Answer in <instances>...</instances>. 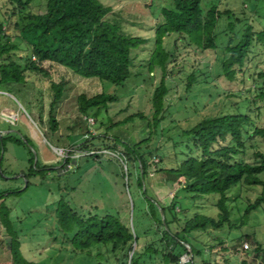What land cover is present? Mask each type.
<instances>
[{
	"label": "rangeland",
	"instance_id": "374dc122",
	"mask_svg": "<svg viewBox=\"0 0 264 264\" xmlns=\"http://www.w3.org/2000/svg\"><path fill=\"white\" fill-rule=\"evenodd\" d=\"M201 1L204 12L217 7L222 12L233 10L235 16L230 19L223 15L219 21L214 49L202 51L178 40L175 58L168 64L171 72L166 77V84L170 92L157 127L153 125L152 97L162 72L157 69L149 73L147 62L155 48L156 24L164 19L163 8L173 7V0L104 1L111 7L106 17L108 21L119 25L127 35L147 40L134 50L132 76L124 89L119 90L97 78H84L65 66L46 61L42 64L44 72L26 71L25 83H10L0 90V131L4 132L2 138H5V142L0 139V192L6 196L0 204L4 201L11 208V216L17 222L18 239L28 259L44 260L46 264H117L114 254L106 248H94L90 253L73 251L48 237L55 226L51 208L61 198L69 201L80 214L118 216L136 231L143 247L151 241L159 245L160 238L149 230L153 226L149 199L154 198L159 204L168 206L175 195L180 218L195 212L217 217L211 200L205 198L201 204L199 195L194 197L191 192L179 191L178 185L167 187L160 180L161 173L144 177L141 172L139 175L136 167L126 163L116 149L99 150L102 157L97 159L93 156L95 150L79 147L86 140L98 146L105 136L132 145L150 138L145 147L153 150V161L162 170L179 165L185 158L183 152L190 153L187 146L192 144L183 132L206 117L251 109L253 124L264 125V100L258 98L257 87L252 85L250 88L254 79L264 87L263 80L258 78L259 72L264 73V44L256 42L245 65V74L238 73L234 81H229L222 69L223 61L229 56L225 47L234 37L228 29L229 23L235 22L236 18L240 20L235 29L239 34L247 25H251L256 33L260 32L264 27V0ZM4 2L0 0V6ZM42 7L35 4L34 11H42ZM178 37L173 34L165 39L168 51L174 52ZM192 74L196 81L187 90ZM53 83L63 84L62 96L55 104ZM103 92L120 96L118 102L110 106L108 114L103 111L95 118L80 112L81 95L91 98ZM254 99L255 103L252 102ZM249 100L252 103H248ZM135 113L142 116L117 124ZM51 117L57 121L56 128H53ZM149 122L152 123L150 126ZM112 123H116L115 126L112 127ZM250 128L248 125L245 130L246 153L239 157L251 163L255 162V152L264 153V141L249 139ZM151 129L154 132L150 134ZM35 159L46 170L27 178L31 165H36ZM142 191L147 192L146 196ZM261 192L262 186L245 184L229 191L231 219L239 228L234 230L226 224L221 230L209 228L192 233L194 245L204 250L205 264H264V253L256 255L257 244L253 237L255 233L264 247V203L243 223L248 206L256 202ZM5 234L0 222V264H14ZM219 238L226 240L230 255L217 256L220 247L216 241ZM99 252L102 258L98 257ZM189 254L190 249L182 255V263L190 260L186 256ZM141 264L163 263L160 256L151 259L145 255Z\"/></svg>",
	"mask_w": 264,
	"mask_h": 264
},
{
	"label": "trees",
	"instance_id": "16d2710c",
	"mask_svg": "<svg viewBox=\"0 0 264 264\" xmlns=\"http://www.w3.org/2000/svg\"><path fill=\"white\" fill-rule=\"evenodd\" d=\"M4 1L0 6V90L10 83H25L26 71L44 72L42 64L46 61L65 66L84 78H97L119 90L125 88L132 76L134 50L147 40L127 35L119 25L108 21L106 17L111 12V7L105 4L106 0ZM201 3V0H173V7L163 8L164 19L156 24L155 48L147 62L149 73H154L157 69L162 72L161 81L152 97L155 127L159 125V117L165 110V98L170 92L166 77L171 72L168 70V64L175 58L178 40L181 39L186 46H193L202 51L214 49L219 21L223 15L230 19L235 16L233 10L222 12L217 7L204 12ZM35 4L43 6V10L35 12ZM238 21L240 20L236 18L235 22L228 25L234 37L225 47L229 56L222 63L224 76L229 81H234L238 73L245 74V65L256 42L264 44V27L256 33L251 25H247L239 34L235 31ZM173 34L179 37L174 43V52H170L165 47V39ZM258 78L264 83V73L259 72ZM195 81L194 75H190L187 90L192 88ZM257 81L254 79L250 88L252 85L257 87L258 98L264 100V87ZM52 87L55 90V104L62 96L63 84L53 83ZM119 99L117 93L103 92L91 98L81 95L79 110L82 114H92L98 118L103 111L108 114L110 106L116 104ZM252 102L255 103V99ZM138 116L142 115L131 114L117 124L130 122ZM253 122L251 109L249 112L204 118L183 132L192 144L187 146L190 153L183 152L185 158L179 165L174 164L171 168L162 170H159L157 163L153 161V150L145 147L150 138L133 145L108 136H105V140L98 146L89 140L80 143L79 147L83 150H95L93 156L97 159L102 157L99 150L116 149L123 155L126 163H132L136 167L138 174L142 172L144 177L153 173L163 174L160 180L167 187L178 185L179 191L191 192L194 197L199 195L201 204L205 198L211 200L218 215L214 217L195 212L191 216L180 218L177 196L173 195L168 206L159 204L154 198L149 199V215L153 221L149 230L155 235H160V238L159 245L151 241L143 247L139 244L136 231L118 216L80 214L72 208L69 201L61 198L51 208L55 226L48 233V237L71 247L73 251L90 253L94 248H106L114 254L117 264H141L145 255L151 259L160 256L163 264H205L204 250L194 245L191 235L195 231H207L209 228L221 230L226 224L234 230L239 228L231 219L228 207L229 191L243 184L262 186L261 196L254 204L248 206L243 223L264 203V153L255 152V162L251 163L239 157L247 150L245 130L248 125H251L249 139L261 138L264 141V125ZM51 123L53 128H56L55 117H51ZM115 124L112 123V127ZM151 124L149 122V126ZM153 132L151 129L150 134ZM1 140L5 142V138ZM237 157L239 159H236ZM174 158H177L176 150ZM40 168L39 163L31 165L26 177L46 170ZM29 185L28 182L27 187ZM140 187H143L142 182ZM142 192L146 196L147 192ZM15 193L18 192L12 194ZM5 197L0 192V200ZM160 210L163 211L165 220ZM0 222L5 228L14 264H46L44 260L28 259L24 255L22 243L18 239L17 222L11 216V208L4 201L0 204ZM245 237L250 239L249 235ZM253 237L257 244L256 255L259 252L264 253L263 244L257 240L255 233ZM135 242L137 248L134 249ZM216 243L220 247L217 256L230 255L231 249L227 248L228 244L224 238H219ZM213 246L215 245H211ZM189 249L193 258L182 263L181 257ZM100 252L98 257L102 258Z\"/></svg>",
	"mask_w": 264,
	"mask_h": 264
},
{
	"label": "water",
	"instance_id": "95a60500",
	"mask_svg": "<svg viewBox=\"0 0 264 264\" xmlns=\"http://www.w3.org/2000/svg\"><path fill=\"white\" fill-rule=\"evenodd\" d=\"M3 134H4V132H1L0 131V139H2V137H3ZM1 160H2V155H1V157H0V162H1ZM37 163V159H35V164ZM0 171H1V166H0ZM161 211V213H162V216H163V220H165V217H164V215H163V211L162 210H160ZM133 229V228H132ZM133 231H134V229H133ZM137 246V243L135 242L134 243V249H135V247ZM188 246V245H187ZM189 247V246H188ZM132 254H133V252L131 253V257H132ZM187 257H189L190 258V260L193 258V254H192V251H191V249H190V254L189 255H186Z\"/></svg>",
	"mask_w": 264,
	"mask_h": 264
},
{
	"label": "built area",
	"instance_id": "2783aa9c",
	"mask_svg": "<svg viewBox=\"0 0 264 264\" xmlns=\"http://www.w3.org/2000/svg\"><path fill=\"white\" fill-rule=\"evenodd\" d=\"M93 121V120H92ZM94 124V123H93ZM246 246V248L248 247V245H245Z\"/></svg>",
	"mask_w": 264,
	"mask_h": 264
},
{
	"label": "bare ground",
	"instance_id": "6f19581e",
	"mask_svg": "<svg viewBox=\"0 0 264 264\" xmlns=\"http://www.w3.org/2000/svg\"><path fill=\"white\" fill-rule=\"evenodd\" d=\"M51 147V146H50ZM52 148V147H51ZM54 149V148H53ZM61 155V154H60ZM59 158H60V156H59Z\"/></svg>",
	"mask_w": 264,
	"mask_h": 264
}]
</instances>
